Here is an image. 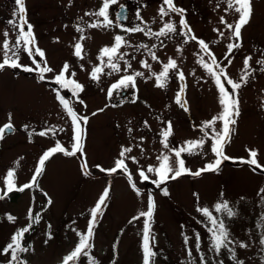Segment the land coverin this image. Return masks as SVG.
<instances>
[{
    "label": "rangeland",
    "instance_id": "obj_1",
    "mask_svg": "<svg viewBox=\"0 0 264 264\" xmlns=\"http://www.w3.org/2000/svg\"><path fill=\"white\" fill-rule=\"evenodd\" d=\"M174 3L185 10L184 18L192 29L191 33L181 28V17L176 13L161 18L158 10L162 0H119V4L128 7V19L125 23L117 22L115 13L119 4L112 5L109 15L114 23L106 28L89 27L102 18L85 15L97 11L102 0H25L26 19L33 26L36 45L45 52L47 65L53 72L46 73L45 79L41 80L38 71L25 72L10 67L0 70V125L7 123L11 114L14 126V132L0 140V190L5 187L7 170L12 168L16 172L17 187L28 183L39 157L55 146L56 141L71 150V119L51 87L59 86L53 79L65 62L70 66L69 75L75 73L70 78L83 85L79 99L84 104H80L67 89L60 88L59 93L70 100V106L78 115L87 116L88 122L81 124L84 128L82 154H54L45 163L33 188L22 192L14 190L0 199V250L10 242L16 230L27 226L31 208L34 215L40 213L41 219L38 223L33 222L32 229L25 233L22 244L31 247L28 252L19 253V259L27 264H62L63 257L78 243L76 231H86L90 209L108 187L109 198L102 214L97 216L91 240L90 253L97 264H143L142 239L146 218L133 220V217L147 210L149 194L155 201L150 221V245L156 255L151 264H200L201 254L207 264H217L218 261L234 264L227 249L222 248L219 255L210 250L209 229L212 225L202 211H198L203 208L224 222L229 239L234 242L229 247L235 250L239 260L244 264H264V245L260 244L264 234V193L260 192L264 188V172L253 171L248 164L239 162L240 158H249L248 149H255L258 162L264 165V70H261L264 66L257 63L264 60V0H252L251 19L241 29L238 41L241 46L233 50L230 65L224 59L226 45L237 41L234 37L229 38L231 33L220 23V18L223 16L234 24L237 14L231 9L225 11L226 0H174ZM16 8L14 0H0V42L4 40L6 30L10 41L15 40L8 21L13 19ZM165 22L174 23L176 33L156 37L122 30L139 25L145 31L158 32ZM77 27L83 32L77 31ZM214 29L224 35L220 36ZM193 34L207 41L210 47L215 46L217 62L226 66L231 79L242 84L237 90L239 115L234 117L236 123L231 125L230 140L224 145L225 155L236 159L224 160L216 171L202 172L199 176L183 174L157 187L151 181L158 177L154 172L147 173V167H158L161 161L157 157L162 155H168L170 163L175 166L176 158L170 150L185 146L186 141H205L203 147L195 149L193 154H181L185 167L191 172L215 160L211 151L212 129L204 128V122L221 111L219 94L212 77L198 63L201 57L211 63V58L204 56L196 41L191 40ZM81 35L85 37L83 40H80ZM116 35L127 41L120 52L128 55L123 60L114 59L121 70L109 75L111 69L105 66L107 58L101 64L98 56L103 47L114 43ZM77 42L83 45L82 60L74 55ZM142 44L148 47H139ZM149 50L158 60L151 58ZM245 56L252 57L247 82L240 80L244 74ZM169 58L176 60L185 79H179L177 70H169L164 87H157L152 73L163 71ZM36 59L40 61V57ZM142 60H146L151 68L142 67ZM125 61L131 64V68H127ZM20 62L35 67L23 52ZM96 65L104 69L98 81L90 78ZM135 72L144 75L135 77L134 87L115 89L116 92L113 90L112 95H108L112 84ZM225 86L231 91L230 86ZM181 87H184L181 101H187V111L176 103L175 97ZM120 91L125 95L120 96ZM169 121L172 135L167 140L169 147L165 148L161 133ZM214 127L220 130L222 123L217 121ZM49 128H54L55 132L50 131L45 136L38 134ZM123 148L132 149L123 157L128 171L101 172L97 166L104 169L114 167ZM131 157H135V162ZM84 162L88 165V175L81 170ZM140 169L150 177L148 181L140 178ZM132 183L139 194L132 188ZM165 189L168 195H164ZM49 199L52 201L50 205L47 203ZM223 201L228 202L236 213L234 216L216 211L215 205ZM8 215L15 220L9 221ZM197 234L200 252L196 251ZM185 236L188 237L187 244ZM241 242L248 247H239ZM189 249L191 257L188 256ZM9 259L10 253L8 256L0 254V264H7ZM78 264H87V258L81 257Z\"/></svg>",
    "mask_w": 264,
    "mask_h": 264
},
{
    "label": "snow or ice",
    "instance_id": "obj_2",
    "mask_svg": "<svg viewBox=\"0 0 264 264\" xmlns=\"http://www.w3.org/2000/svg\"><path fill=\"white\" fill-rule=\"evenodd\" d=\"M15 5L17 6L16 10L13 12V19L8 21V25L11 26L13 34L15 35V40L10 41L9 32L6 30L3 32L4 40L0 42V51H2V58H0V70L5 69L6 67H10L13 69H21L25 72H34L38 71L40 73V79H45L46 73L53 72V69L47 65V61L45 59V52L40 49L36 45L35 36L33 33V26L28 23L26 19V7L25 0H14ZM227 8L225 11L227 12L229 9L233 10L237 14V19L235 23H229L223 16L220 18V23L225 25V27L230 31L231 38H235L237 42L228 43L226 45L227 52L224 56V59L228 61L230 65L232 60L230 57L232 56L233 50L239 48L241 45L238 42L241 38V29L247 25L251 19L253 9H252V0H226ZM119 4V0H102V5L95 12L85 13V15H94L98 18H102V20H98L97 22L91 23L89 27L97 28V27H108L114 23L113 19L110 18L109 9L112 5ZM166 6V7H165ZM120 11L116 12V20H120L126 18L122 15L125 10V5L119 4ZM161 18L168 16L169 13H176L180 16L179 25L182 29H187V33H191L192 29L187 23V20L184 18L185 10L179 8L175 5L174 0H162V4L158 10ZM137 18L140 19L139 12H137ZM123 31L135 33L142 32L146 36H168L169 33H176L177 28L172 22H165L163 27L160 28L158 32H152L151 29L145 31V28L136 25L132 28H122ZM77 31L83 32V29L77 27ZM214 31L218 32L220 36H223L224 33L219 29H214ZM185 34V33H181ZM85 37L83 35L80 36V40H83ZM191 40L197 41L199 48L201 51L205 52L207 55L211 57V63L206 62L203 57L198 60V63L201 65L203 69L212 77L214 84L218 90L219 94V104L221 106V111L218 115L212 117L209 121L204 122V128L212 129V143H211V151L215 156V160L213 163H208L204 168L197 170L196 172H191L189 169L185 167V161L181 158L182 153L193 154L194 150L197 148H202L205 141L204 139L200 140H192L186 141L185 146L179 148H173L170 151L174 152L175 155V166L170 163V157L168 155H162L157 157L158 160L161 161L158 167L148 166L147 173H155L158 177L156 180H152L157 187L160 186L161 183H164L168 179H177L183 174H191L195 176H199L202 172L206 171H216L224 160L236 159L231 158L225 155L224 153V145L230 140V133L232 131L231 125H235L236 120L234 117L239 115V99L237 95V90L241 88L242 84L239 82H235L231 79L227 72L226 66H222L217 62V58L214 53H212L209 49L208 43L204 40L197 38L194 34L191 35ZM188 41L186 40L185 43ZM127 44V41L121 35H116L114 37V43L111 46H105L100 50V54L98 56V60H100L101 64H104V58H107V62L105 64L106 67L111 69V72L108 74L111 75L112 72H119L121 69L117 62H114L116 57H119L120 60L124 59L127 53H121L120 49ZM139 47L147 48V45H139ZM155 47V45H153ZM180 49H178L179 51ZM21 52L25 53L28 58L32 61V64L35 67H31L29 65L22 64L20 62V54ZM83 45L77 42L74 45V55L83 59ZM149 54L153 60H158V57L154 52L149 50ZM40 57V61L36 59V57ZM134 58V57H133ZM252 59L251 56H245L243 60V72L240 80L243 82H247V78L251 75V72L248 71L251 68L249 61ZM41 62L43 66H41ZM142 67L151 68V65L148 64L146 60L140 61ZM258 64L264 66V60L257 61ZM127 68H131V64L125 61ZM69 64L65 62L61 68V70L54 76L53 82L61 89H67L72 93L73 97H76L80 104H84L83 100L79 99V93L83 91V85L77 82L75 79L70 78L75 76V73L72 72L69 75ZM125 69V71L127 70ZM169 70H177L178 77L181 81L185 79L184 73L178 70V66L175 59L169 58L168 62L164 64L163 71L159 74L152 73V76L155 77V85L157 87H164V82L167 80L169 76ZM261 70H264L262 68ZM104 69L100 65H96L90 72V78L92 80L98 81L100 79V74L103 73ZM254 71V69H253ZM142 72H135L132 75H124L120 78L119 82L116 84H112L108 90V95L111 96L113 90L126 88L129 86H135V77L143 76ZM225 84L230 86L231 91L226 88ZM56 92V99L62 105L63 109L66 111V114L71 119L72 126V136H71V150L65 148L59 141H56L55 146L48 148L45 150L42 155L38 159L37 166L34 170V173L31 177V180L28 183L23 184L20 187H17L15 182L16 172L15 169H9L6 172L4 177V189L3 195H0V199H4L8 193L16 190V191H24L25 189H31L38 182V177L44 171L45 163L56 153H62L65 156H75L77 153H83V140H84V128L81 124H87L88 117L80 116L77 112L70 106V100L66 99L64 95H61L57 89H53ZM184 87H181L180 92L177 93L175 99L176 103L180 104L185 111H187V101H181V93H183ZM102 111V109L100 110ZM95 115V113H93ZM217 121L222 123V128L217 130L214 125ZM27 125L24 126L27 129ZM14 126L11 123V114H9V120L7 123L0 125V140H3L8 134L9 131L13 130ZM55 132L54 128H49L43 131H40L38 134L40 136H45L48 132ZM32 133H29V137H31ZM163 137L162 143L165 148H168L169 145L167 143L168 138L172 135V124L169 121L167 123V127L162 130L161 133ZM208 135V133H205ZM131 148H123L119 154L121 158H118L115 161L114 167L110 169L99 168L101 172H107L109 174L115 173L118 170L127 172V165L125 164V153L131 152ZM249 158L243 159L240 158V163L248 164L252 167L253 171L259 169L264 172V165H261L258 162V151L255 149H248ZM131 159L135 162V157H131ZM18 163V162H17ZM81 170L84 175H88V165L87 162H84L81 165ZM139 176L142 180L148 181L150 177L146 174L145 170H139ZM129 181L131 182V175L129 174ZM132 188L137 191L139 194V190L136 189V185L132 183ZM110 189L106 187L102 194L99 196L97 202L94 207L90 209V219L88 221L86 231L79 232L76 231V235L79 238L78 243L75 245L74 249L67 255H65L62 259V264H78L81 257L87 258V264H97L95 258L91 255L90 249L93 247L91 244L92 237L94 235V227L96 225L98 214H102V208L105 205L107 199L109 198ZM261 193H264V188L260 189ZM45 195H47L45 193ZM164 195H168L167 190H164ZM223 195V194H221ZM47 203L50 205L52 201L49 199ZM155 209V201L151 194L148 195L147 200V210L141 211L138 216L133 217V220H137L140 217H145L144 225H143V239H142V252H143V264H151L152 258L156 255L153 251L152 246L150 245V236H151V218L153 216V212ZM215 209L217 212L225 211L228 217L234 216L236 213L229 207L227 201H223L222 203H217L215 205ZM198 211H202L203 215L206 216L211 222L212 228L209 229L211 233V242H210V250L214 251L217 255L220 254L221 249H227L229 252V258L234 262V264H244V261L239 260L236 256V252L233 248H230L229 245L234 243L229 239V232L225 228L224 222L222 220H217L212 214L209 212L207 208L198 209ZM41 219L40 213L33 214L31 208L28 210V220L29 223L27 226L22 227L16 230L11 238L10 242L7 243L2 250H0V254L8 256L10 253V259L7 264H13V262H18V264H27V261H22L19 259V253L28 252L30 249L29 246H24L22 241L24 239L25 233L29 232L32 229L33 222L38 223ZM9 221H14L15 218L11 215H8ZM262 220H264V216H262ZM50 227V225H49ZM51 239V235L48 236ZM185 243L188 242V237L185 236ZM47 243V240L45 241ZM260 244L264 245V234L261 235ZM239 247L246 248L248 245L244 243H239ZM196 251L200 252V237L199 234L196 235ZM188 256H192L191 249L188 250ZM200 264H207L204 259V255H200ZM217 264H223V261H218Z\"/></svg>",
    "mask_w": 264,
    "mask_h": 264
},
{
    "label": "flooded vegetation",
    "instance_id": "obj_3",
    "mask_svg": "<svg viewBox=\"0 0 264 264\" xmlns=\"http://www.w3.org/2000/svg\"><path fill=\"white\" fill-rule=\"evenodd\" d=\"M203 40V39H202ZM206 43H208L207 41H205ZM196 44H197V46H198V43H197V41H196ZM214 44V43H213ZM209 45V44H208ZM199 47V46H198ZM209 48H211L210 49V51L212 52V53H214V51H215V46H209ZM201 50V49H200ZM201 53L204 55V56H206V57H208V58H211L209 55H207L205 52H203V51H201Z\"/></svg>",
    "mask_w": 264,
    "mask_h": 264
},
{
    "label": "water",
    "instance_id": "obj_4",
    "mask_svg": "<svg viewBox=\"0 0 264 264\" xmlns=\"http://www.w3.org/2000/svg\"><path fill=\"white\" fill-rule=\"evenodd\" d=\"M118 11H120V8L118 9ZM122 15L125 16L126 18L120 19L119 21L120 22H125L127 20V10H126V8H125L124 12L122 13ZM11 132H13V130L9 131L8 134L11 133Z\"/></svg>",
    "mask_w": 264,
    "mask_h": 264
},
{
    "label": "trees",
    "instance_id": "obj_5",
    "mask_svg": "<svg viewBox=\"0 0 264 264\" xmlns=\"http://www.w3.org/2000/svg\"><path fill=\"white\" fill-rule=\"evenodd\" d=\"M51 87L54 88V89H57V91H59V89H60V87H56V86H54V85H52ZM12 195H13V194H12ZM8 196H9V195H8ZM13 198H15V196H12V199H13Z\"/></svg>",
    "mask_w": 264,
    "mask_h": 264
}]
</instances>
